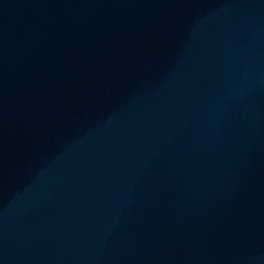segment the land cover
Returning a JSON list of instances; mask_svg holds the SVG:
<instances>
[{"label": "water", "instance_id": "obj_1", "mask_svg": "<svg viewBox=\"0 0 264 264\" xmlns=\"http://www.w3.org/2000/svg\"><path fill=\"white\" fill-rule=\"evenodd\" d=\"M0 264H264V0H0Z\"/></svg>", "mask_w": 264, "mask_h": 264}]
</instances>
